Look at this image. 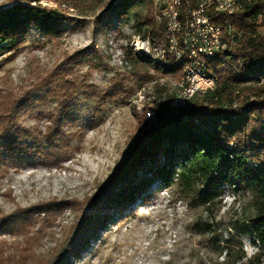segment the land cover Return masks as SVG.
I'll return each instance as SVG.
<instances>
[{"label":"rangeland","instance_id":"374dc122","mask_svg":"<svg viewBox=\"0 0 264 264\" xmlns=\"http://www.w3.org/2000/svg\"><path fill=\"white\" fill-rule=\"evenodd\" d=\"M62 1L0 0V9L37 3L63 18L59 39L30 28L20 50L6 62L0 58L2 118L22 99L14 117L36 138L67 99L65 132L72 135L64 159L54 165L12 161L0 150V218L42 206L49 212L33 216L28 245L17 229L0 235V264H48L72 237L75 248L62 264H226L240 246L245 259L252 256L250 238L233 228L251 214V196L243 190L226 189L211 212L178 182L165 187L158 179L133 202L111 201L120 188L113 183L117 168L142 129L156 125L155 114L147 118L153 102L173 95L182 74H137V58L165 63V24L153 0L128 17L111 8L112 0H81L77 7ZM145 19L163 23L162 41L152 45L138 37ZM113 93L118 96L106 97ZM5 123L0 120V133Z\"/></svg>","mask_w":264,"mask_h":264},{"label":"trees","instance_id":"16d2710c","mask_svg":"<svg viewBox=\"0 0 264 264\" xmlns=\"http://www.w3.org/2000/svg\"><path fill=\"white\" fill-rule=\"evenodd\" d=\"M62 2L77 7L82 1ZM149 3L150 0H112L111 8L119 9L120 16L128 17L136 9L148 5L150 8ZM193 3L192 0L188 9L194 7ZM207 15L224 32L229 25L236 38L223 57L207 62L208 74L216 79L214 90L196 97L181 109L170 106L172 95L153 102L156 125L142 129L131 152L117 168L113 183L120 188L111 201L117 205L133 202L154 179L165 187L178 182L188 198L206 212H211L220 202L226 189L248 192L251 214L237 221L233 228L236 234L250 238L255 252L245 259L240 246L239 254L226 264H264V0H248L232 15L216 16L212 10ZM62 22L60 14L37 3L34 6L16 3L0 9V58H5L1 62L8 61L20 50L30 28L48 39H59L63 34ZM162 31L163 23L145 19L138 26L137 35L153 45L155 41H162ZM165 52V63L155 66L137 58V74L150 70L168 72L179 79L182 67L168 55L166 48ZM116 96L113 93L106 97ZM4 99L1 97L0 108ZM17 100L4 118L0 114V120L7 122L0 133V150L12 161L19 157L33 159L36 165L60 163L72 137L65 132L70 123L68 100L62 101L61 112L48 119L45 130L36 138L18 126L14 109L22 99ZM139 174L143 177L135 182ZM148 174L150 179L146 177ZM48 213L42 206L0 218V235L17 229L22 231L23 244L28 245L33 239V216ZM75 242L72 237L68 249L48 264H62L71 256Z\"/></svg>","mask_w":264,"mask_h":264},{"label":"bare ground","instance_id":"6f19581e","mask_svg":"<svg viewBox=\"0 0 264 264\" xmlns=\"http://www.w3.org/2000/svg\"><path fill=\"white\" fill-rule=\"evenodd\" d=\"M153 1L158 6L160 13L161 1ZM247 1L228 0L225 4V0H212V2L210 0H193L194 7L189 10L188 6L192 0H166L167 12H161L159 19H162L165 24V42L168 54L173 56L182 67V78L170 100L172 108H184L196 97H203L214 90L216 79L208 74L207 62L223 57L236 42L228 25L225 32L222 28L223 39H220L219 52L209 50L207 37L220 38V31L210 21L207 11L212 10L216 16L231 15L240 11ZM195 78L199 81H208L209 84L195 86V90L190 92V102L180 101L181 98L189 97L188 88L195 84ZM147 118L154 119V114L147 113Z\"/></svg>","mask_w":264,"mask_h":264},{"label":"built area","instance_id":"2783aa9c","mask_svg":"<svg viewBox=\"0 0 264 264\" xmlns=\"http://www.w3.org/2000/svg\"><path fill=\"white\" fill-rule=\"evenodd\" d=\"M160 1H161V10H160L159 15H161V12H167V7H168L166 0H160ZM227 1L228 0H225V4ZM210 2H212V0H210ZM217 27H218V31H220V38L207 37V39H208V43H209V50L219 52V43H220V39H223V34H222V27L221 26H217ZM168 32H169V28H168ZM208 84H209L208 81H199L198 79L195 78V84L189 86V88H188L189 89V97L181 98L180 101L190 102L191 90H195V86L208 85ZM150 117H151V115H150Z\"/></svg>","mask_w":264,"mask_h":264}]
</instances>
